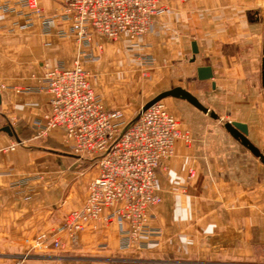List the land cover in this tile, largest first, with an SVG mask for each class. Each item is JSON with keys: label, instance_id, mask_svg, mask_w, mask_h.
Instances as JSON below:
<instances>
[{"label": "crops", "instance_id": "obj_1", "mask_svg": "<svg viewBox=\"0 0 264 264\" xmlns=\"http://www.w3.org/2000/svg\"><path fill=\"white\" fill-rule=\"evenodd\" d=\"M16 1L0 0V6ZM38 1L46 16L61 13L65 6V0ZM163 2L166 12L138 45L126 37L116 42L94 38L93 45L105 41L106 53L103 61L85 67L97 74L94 85L106 108L139 112L149 102L134 96L130 89L134 79L127 73L116 78L127 86L105 88L111 67L124 72L135 62L163 73V83L174 84L169 90L182 87L201 102V95L208 92L231 101L219 111L209 108L219 116L214 120L186 101L163 100L191 143L178 140L175 156L158 171L163 201L152 210L150 226L159 235L142 239L151 242L147 250L121 249L119 225L102 221L97 229L80 234L77 244L62 236V248L42 251L58 252L60 257L36 255L32 262L150 255L178 259L155 258L147 260L149 264H264V163L227 132L220 115L259 113V118L233 117L230 122L246 124L249 140L264 152V137H257L264 132V0ZM31 18L33 25L28 27L20 14L0 12V250L8 251L0 264H10L19 249L25 244L29 248L41 235L52 236L70 212L82 208L97 175L90 158L74 156L63 144L60 131L34 138V122L49 110L50 95L32 89L57 63L72 67L77 44L45 34L39 17ZM60 27L68 28V23ZM194 43L198 54L192 62ZM147 59L152 65L145 64ZM200 67H211L213 79L200 80ZM200 85L207 88L205 93ZM240 98L251 101L242 107L237 103ZM9 125L16 136L2 131ZM16 142L22 145L10 150Z\"/></svg>", "mask_w": 264, "mask_h": 264}, {"label": "built area", "instance_id": "obj_2", "mask_svg": "<svg viewBox=\"0 0 264 264\" xmlns=\"http://www.w3.org/2000/svg\"><path fill=\"white\" fill-rule=\"evenodd\" d=\"M166 10L163 0H65L61 13L54 16H46L38 0L0 6L2 13L27 18L28 27L33 25L31 17L36 16L45 34L76 42L73 66L57 63L32 89L50 95L49 110L34 122V138L51 137L60 131L63 144L73 155L90 158L97 169L82 208L70 212L52 236L41 235L32 241L29 252L47 251L51 246L62 248V236L77 244L80 234L88 228L97 229L102 221L119 225V246L123 250H147L151 242L142 239L159 235L150 226L152 210L163 201L158 171L175 156L178 140L191 143L190 135L164 101L133 123L134 119L125 120L122 110H108L85 64L101 60L103 45L98 46L99 52L94 51L95 37L108 41L126 37L132 45H138L153 32L157 17ZM64 23L68 28L60 27ZM145 64L150 66L152 61L147 59ZM21 145L16 142L10 150ZM195 175L191 170L190 177Z\"/></svg>", "mask_w": 264, "mask_h": 264}, {"label": "rangeland", "instance_id": "obj_3", "mask_svg": "<svg viewBox=\"0 0 264 264\" xmlns=\"http://www.w3.org/2000/svg\"><path fill=\"white\" fill-rule=\"evenodd\" d=\"M122 39V38H121ZM119 39V40H121ZM118 40V41H119ZM129 40V39H128ZM108 41V40H106ZM112 42H116V41H112ZM99 45H103V54L101 57V60L103 61L105 53H106V45H105V41L104 42H100L97 45H93L94 51L99 52L98 46ZM127 73V75L129 76H133V82H132V86L130 89H132V92L134 94L135 97H139V98H144V100H152V98L155 96V94L159 93V92H164L170 89V87H172L174 84L173 82L170 84H166L163 83V73H159L157 72L155 69H147V68H142L140 66H138L137 62L134 63V65H131L129 67V70L126 71H118L113 69L112 67L110 68V70H108V72L106 73V76L109 78V81L106 82L105 84V88H108L110 90H116V89H122L123 87L127 86V84L125 82H123L121 79L118 80L116 78H119L122 76V74ZM92 84L95 88V90L98 92V94L101 96V91H98V89L100 88H96L95 87V82L98 80L97 74L92 73ZM195 79V77L193 78V80ZM195 81V80H194ZM98 85L100 86V81H98ZM178 82V81H177ZM197 84H200L198 82H196ZM131 84V83H130ZM97 86V85H96ZM201 89H203V93H205V90H207L206 87H203L202 85H200ZM209 95L203 94V96L201 95V99H202V103L203 105H205L208 108L213 109V111H219L218 108L224 109L225 107H227V104H229V102L231 101L229 98H226V96H220V97H212L210 95V92H208ZM102 97V96H101ZM103 99V98H102ZM246 101V102H245ZM248 101H251V98H240V100L237 102L239 105H241L242 107L245 105V103L247 104ZM254 98H252V103H254ZM166 105V103H165ZM167 106V105H166ZM240 107V106H239ZM241 107V108H242ZM120 110L124 111L126 116H125V120L126 121H131L133 120L140 111L138 112V110L136 108L134 109H129L127 108L128 113L126 112V109L124 108H119ZM167 109L170 111V109L167 106ZM123 112V113H124ZM218 113V112H217ZM173 114V113H172ZM222 115L221 117H223V119L221 120V124L224 126V124L230 122L233 120V117H251L252 119L254 118H259V113H251V112H237V114H233V113H222L220 114ZM232 119V120H231ZM257 132H260L259 129L256 130ZM260 135H257V137H264V132L259 133ZM61 137V136H60ZM48 138V137H47ZM30 247L28 248V244L24 245L23 248L19 249V251L13 255L10 259H11V263L10 264H15L17 262H21L20 264H30L33 260V257H36V255H40V256H45V257H60L62 254L58 253V252H47V253H43L42 251H39L38 253L36 252H29ZM8 254V251H3L0 250V257H6ZM26 255H29L30 257L28 258H24ZM158 260H170V262H176L175 260L178 258H174V257H170V258H164L163 256H156L155 257ZM154 257L150 256V255H142V256H134V255H129V256H116V257H102V256H98V255H89V256H73V258H66V260H60L58 261H48L45 262V264H149L151 262H148L147 260H152L155 259ZM100 259H112L109 261H101ZM122 259H124V261H122ZM39 262H32V264H37ZM169 263V262H167Z\"/></svg>", "mask_w": 264, "mask_h": 264}, {"label": "water", "instance_id": "obj_4", "mask_svg": "<svg viewBox=\"0 0 264 264\" xmlns=\"http://www.w3.org/2000/svg\"><path fill=\"white\" fill-rule=\"evenodd\" d=\"M193 58L192 62L195 60V56L198 54V48L197 45L194 43L193 45ZM198 78L200 80H212L213 79V70L211 67H200L198 68ZM263 83H264V48H263ZM215 86V84H214ZM167 98H175L178 100H183L188 102L190 105L198 109L204 114L210 115V117L214 120H219V116L211 111L208 107L202 104V102L195 97L193 94H191L189 91L182 87H175L171 90L164 91L160 94H158L155 98L147 102L139 112V114L134 118V120L131 122H135L138 120L143 112L148 110L150 107L155 105L156 103L163 101ZM0 103H1V96H0ZM225 129L227 132L235 139L237 140L243 147H245L247 150L253 154L256 158H259L264 163V152L259 150L248 138L249 129L246 124L240 123V122H228L224 124ZM3 132L7 133L9 136H16V133L14 129L9 125L2 129Z\"/></svg>", "mask_w": 264, "mask_h": 264}]
</instances>
